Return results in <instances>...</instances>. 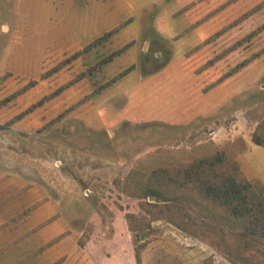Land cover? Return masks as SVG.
<instances>
[{"label": "rangeland", "instance_id": "rangeland-1", "mask_svg": "<svg viewBox=\"0 0 264 264\" xmlns=\"http://www.w3.org/2000/svg\"><path fill=\"white\" fill-rule=\"evenodd\" d=\"M263 121L264 0H0V264H264L220 208L134 184L221 151L264 189Z\"/></svg>", "mask_w": 264, "mask_h": 264}, {"label": "trees", "instance_id": "trees-1", "mask_svg": "<svg viewBox=\"0 0 264 264\" xmlns=\"http://www.w3.org/2000/svg\"><path fill=\"white\" fill-rule=\"evenodd\" d=\"M115 31L104 34L93 43L92 47L106 40L110 33ZM251 35L252 33L248 36ZM125 48L126 46L102 56L94 69H88L87 73L81 74L80 77L100 70ZM132 68L133 66L123 69L109 79L94 85L90 98L122 79ZM237 69L232 70L226 77ZM251 141L264 148V121L255 127ZM134 184L138 185V193L135 192V195L145 199L152 197L155 200L169 202L181 198L182 195L188 196V193L197 196L201 203L216 210L220 208L227 218L239 222L247 233L264 236V189L247 181L237 164L227 162L225 154L221 151L203 155L187 164L176 165L170 169L162 167L152 169ZM201 264H211V261L205 259Z\"/></svg>", "mask_w": 264, "mask_h": 264}]
</instances>
